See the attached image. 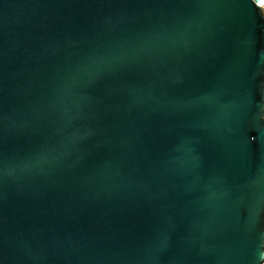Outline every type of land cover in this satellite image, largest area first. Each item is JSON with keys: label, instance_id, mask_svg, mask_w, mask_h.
Instances as JSON below:
<instances>
[{"label": "water", "instance_id": "obj_1", "mask_svg": "<svg viewBox=\"0 0 264 264\" xmlns=\"http://www.w3.org/2000/svg\"><path fill=\"white\" fill-rule=\"evenodd\" d=\"M261 0H0V264H264Z\"/></svg>", "mask_w": 264, "mask_h": 264}, {"label": "built area", "instance_id": "obj_2", "mask_svg": "<svg viewBox=\"0 0 264 264\" xmlns=\"http://www.w3.org/2000/svg\"><path fill=\"white\" fill-rule=\"evenodd\" d=\"M259 7L261 8L262 13H263V15H264V0H263V2L259 5Z\"/></svg>", "mask_w": 264, "mask_h": 264}, {"label": "bare ground", "instance_id": "obj_3", "mask_svg": "<svg viewBox=\"0 0 264 264\" xmlns=\"http://www.w3.org/2000/svg\"><path fill=\"white\" fill-rule=\"evenodd\" d=\"M262 2H263V0H261V1L259 2L258 6H259Z\"/></svg>", "mask_w": 264, "mask_h": 264}]
</instances>
